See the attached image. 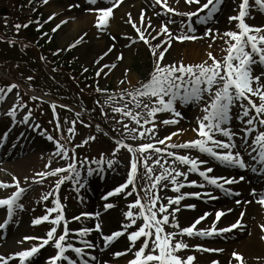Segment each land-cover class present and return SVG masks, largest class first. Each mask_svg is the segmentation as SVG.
<instances>
[{
    "label": "snow or ice",
    "instance_id": "1",
    "mask_svg": "<svg viewBox=\"0 0 264 264\" xmlns=\"http://www.w3.org/2000/svg\"><path fill=\"white\" fill-rule=\"evenodd\" d=\"M44 2L47 3L48 0H44ZM98 2L99 0H88V3L93 5V7L87 10L95 13V27L98 31L104 32L109 25L110 19L114 15L113 10L118 8L123 0H104L109 6L94 7ZM183 2L189 6L196 5L195 10L177 12L176 9L168 6L167 0H153L154 5L161 6L162 11L175 13L176 15L188 18L185 21H181V28L186 30L180 34L172 32L167 24L161 23L159 29L153 35L148 27L152 21L145 17L143 9L140 11L139 21L141 25H144L143 28L139 27L133 21L130 13L128 14L127 23L135 29L137 34L136 39L142 41L151 52L153 67L146 81L141 82L139 87L133 88L132 91L124 89L121 93V98L123 99L125 95L130 97L137 108H142L146 112V117H142L141 112L133 113L126 104L122 107H114L112 111L122 113L123 117H129L136 123L138 127L135 128H129L127 124L123 125L125 132L130 134L132 140H136L137 136L143 137L149 135L152 142L133 145L125 143L123 139L115 140V147L112 149V158L107 159L106 163L111 168L114 163H118L116 161V155L120 151L126 150L130 154L128 164L125 165L126 179L123 183L118 184L106 192L102 197L103 200L108 201L111 197H127L136 193L135 179L138 167L141 163L143 164L146 170L145 175L151 181L150 185L145 186L144 196L141 197L137 194L135 199L128 203V210L123 212L127 223H122L120 230L112 231L108 235L102 234L105 247L122 235L127 236L129 246L123 252L118 251L113 253L117 257L126 255L141 237L144 238L143 243L134 252L133 258L128 260L127 264H192L195 259L194 256L189 255L185 259L177 255L180 250L188 248L189 245L182 239L176 240V236L209 237L243 228L242 217L245 214L243 211L235 223L225 228H217V221L225 215V211L220 210L216 211L212 226L207 229H198L197 225L210 215L208 212H204L203 215L195 218L188 226H180L177 214L181 211V208L194 209L196 207L194 204L181 205V202L186 197L199 198L202 195L200 192H182V188L185 186L204 187L203 183L198 184L196 180H187L189 173H197L208 185L214 186L228 195H231L232 192L230 189L225 188V185L238 183L239 181H243L245 177L240 176L237 179L234 177L225 178L211 175L214 169L209 166L210 163L215 162L222 166L250 170L254 174L264 175V130H260L264 128V83L261 82L262 78H264V72H261L260 75H253L254 65L264 67V25L253 26L246 22V18L250 15L249 10L253 7L261 14H264V0H240L237 14L228 17L229 23L235 22L237 30H228L223 34L216 31L215 35H213V29L205 28L204 37H210L213 41L219 37L226 45L223 49L225 55L222 59L217 60L211 52H208L207 57L211 61L210 64L207 60L197 64H185L182 60L165 64L163 61L173 41H195L201 38L195 35L196 29L193 26L192 18H196L194 22L197 24L207 25L208 22L215 18L224 0H203V2L202 0H183ZM55 15L57 14L52 13L48 19H53ZM65 22L61 21L52 31L55 32ZM168 23H175V21L169 20ZM26 26L24 25V27ZM15 27L19 29L21 25L17 24ZM129 39L132 40V38ZM81 40L82 37L77 39L73 44H70L69 48L81 43ZM108 51H111V49ZM116 59L120 60L122 56H117ZM112 67H115V65H112ZM104 74L107 75V73ZM97 75H100V73L97 72ZM28 79L30 80L32 78L28 77ZM123 82L125 81H121V83ZM16 87L17 85L15 84L9 85L7 92L0 89V100H4L8 93L12 92ZM97 91L104 90L97 88ZM205 95L208 96V100L201 108L203 115L197 117L196 127L190 129L195 133V138L178 143L172 142L173 136H178L184 131L183 129H178L168 136L155 139L158 126L157 114H171L170 118L159 120L160 124H176L178 123L177 118L182 116L181 112L177 111L176 104H192L195 106L203 100ZM112 99L111 96L108 98L109 101ZM145 99L149 103H144ZM257 100L258 103L256 102ZM233 106H238L239 108V112L234 118L243 125L239 133L233 131L231 127V121L233 119L231 110ZM17 107L23 108L24 105L14 104L6 113L8 117L13 118V122H15L14 118L16 116V112L13 109ZM52 107L55 109V105ZM30 115L31 112L29 111L24 115L20 123H26ZM53 115L55 116V111ZM77 116H79V113ZM145 125L149 126L145 127ZM97 127L99 130V126ZM56 130L60 131L59 123L56 124ZM67 131L74 134V128L72 127L68 128ZM133 133L136 135H131ZM238 135L241 141L239 146L235 139ZM45 136L48 141L54 144V149L49 153V162L44 165L47 171L36 173L32 177L31 183H28V177H24L26 187L21 185V182L15 175L12 176L11 183L0 182V189L6 190L8 188H14V191L11 193L0 196V208L6 210V218L0 222V230L6 229L17 210H23L24 206L19 201L31 188L32 184L43 183L45 177L59 176V179L55 181L52 189L40 197L41 200H48L49 197H53V207L47 208L44 215L31 220L33 226L39 225L42 222H48L52 227L47 230L43 237L23 236L20 240H17V244H23L29 240H39L40 243L28 248H22L9 254L7 257L0 255V264H9L11 261H18V264H29L40 249L50 244L54 248L55 254L47 258L46 264H62V262H66V264H89V261L83 258L85 248H92L95 245L82 238L93 230H101V224L99 222L95 224L94 229L88 227L69 229V221L64 215V206L59 201V189L64 181L70 179L74 184L79 185L76 189L77 191H79V188L85 186L80 181L81 179L86 180L87 177H81L78 164L83 167L88 158L85 157L82 160H77L75 149L81 145H75L72 149H69L52 135L45 133ZM218 136L224 139H219L217 138ZM91 140H95V137L89 136L87 140L82 141V144ZM172 149L196 150L209 157V159L202 160L188 154H180L172 151ZM238 149H243V153L254 163L249 164L246 162L244 154ZM151 153L156 154V159H152L151 161L152 165H157L162 170L160 174L155 176L151 175L153 168L147 163L151 159ZM55 157L64 160L66 162L65 165L63 167L51 168L50 165L53 163ZM162 159L167 163V166H165V163H161ZM104 162V154L101 153L98 160L92 161L98 167L96 169L87 168V176L90 177L97 171L103 172L104 169L100 168L99 165ZM177 164L187 166V170L180 171L176 167ZM65 172L68 175H62ZM178 177H183L184 179L179 180ZM164 180L170 182L172 191L177 193V195L167 197V203H160L159 201H161L162 197H160L158 192L160 184ZM168 186V184H164V188ZM129 187L132 189L131 192L128 191ZM154 189L156 191H153ZM251 194L256 197V190L253 189ZM203 195L208 196L209 199H216V197L208 193H204ZM243 202L245 204L250 203V201ZM256 202L261 207H264V191L258 194ZM235 203L239 205L241 201L236 200ZM173 205L174 207H170ZM115 206L113 203L106 202L103 207L105 210H108ZM133 209L138 210L133 211ZM226 211L231 212L232 209L229 208ZM52 213H55V215L53 216ZM99 215V212H82L79 215L73 216L71 219L79 221L82 217H99ZM138 220L143 221L139 227L135 231H128ZM166 226L173 228L174 231H166ZM61 227L62 231L57 235V231ZM260 228L261 232L264 233V224L260 225ZM71 233L75 234V238L80 239V243L84 247L75 246L70 242ZM260 239L264 240V234L260 236ZM149 245H151V250L146 251L149 249ZM193 247L200 251H222V249L204 248L201 245H194ZM69 251L74 253L79 260L67 255ZM232 256L240 264H243L241 254L234 251ZM91 259L95 261V257ZM211 264H218V261L213 260Z\"/></svg>",
    "mask_w": 264,
    "mask_h": 264
},
{
    "label": "rangeland",
    "instance_id": "2",
    "mask_svg": "<svg viewBox=\"0 0 264 264\" xmlns=\"http://www.w3.org/2000/svg\"><path fill=\"white\" fill-rule=\"evenodd\" d=\"M51 1L52 0H48V2L45 3L44 0H27L25 3L26 7L22 9V13L34 12L38 9L41 10V14L44 13L42 19H34L33 22L35 25L45 29L46 36L43 38V41L47 47L51 48V50L49 52H42L40 54L39 50L33 47V44H35L32 41L34 40V37L27 35L20 24L24 21V19L19 17L22 13L20 11V15L18 14L19 6H17L15 0H0V8L4 6L7 9V13L5 15L0 14V35L18 38L20 42L16 44L15 42H2V46L0 48V65L4 67V71L0 69V89H3L7 92V87L9 85H17V87L14 88L12 92L8 93L4 100H0V114H2L1 119L6 120L8 118L6 113L10 108H12L14 104L24 105L23 108L17 107L13 109L15 112L22 113L21 115L26 114L29 111L31 112L29 118L32 120L33 124L37 125L38 134L42 133V136H35L36 134L34 135L31 133L30 129L29 135L26 133L23 134L20 131H14V134L17 136V139L21 138L23 143L29 146L33 144L35 146H43L44 141L48 143L44 150H41L43 151L42 153L44 157L41 160V165H43V167L45 164H48L49 153L54 149V144L48 141L46 136L44 137L45 133L52 135L66 148L72 149L75 145H81L75 149V152L77 160H82L85 157L88 158V160L85 161L83 167L78 164V170L81 172V177H87L86 180L81 179L80 181V183L85 184V186L83 188H79V191H77L76 189L79 187V185L74 184L71 179L66 180L61 184L58 193L59 201L64 206V213L67 216L72 217L77 213H96L101 211L102 208H104V202L92 207V201L95 193L98 192V196H102L113 186L123 183V181L126 179L125 165L128 164L130 158V154L126 150H122L116 155V161H118V163H114L111 168H109L106 163L107 159L112 158V149L115 147V140L123 139L125 143L133 145L152 142L149 135H145L143 137L137 136L136 140H132L130 138V134L125 132L123 125L127 124L129 128H135L138 127L136 123L129 117H123L122 113L112 111L114 107H122L126 104L133 113L141 112L142 117H146V112H144L142 108H137L130 97L125 95L123 99L121 98V93L124 89L132 91L133 88L139 87L141 82L146 81L149 78L153 67V57L151 52L142 41L136 39L137 34L135 29H133L131 25L127 23L128 14L130 13L133 21H135L139 27L143 28L144 25L139 23L140 11L143 9L145 17L152 21L151 25L148 27L149 31L153 35L155 34V31L159 29L161 23L167 24L172 32L180 34L182 31L186 30L181 28V21H185L188 18L176 15L175 13L162 11L161 6L154 5L153 0H125L124 5L118 6V8L113 10L114 15L110 19L106 31L101 32L98 31L94 24L96 19L95 13L87 10L93 7V5L88 3V0H56V2L53 3H51ZM167 3L169 7L176 9L177 12L194 11L196 8V5H186L183 0H167ZM239 3L240 0H224L219 12L215 15V18L208 22L207 25L197 24L194 22L196 18H192L193 26L196 29L195 35L201 37L195 41H201V43L198 45H186L184 43H192L195 41H177V43L180 45L176 47L175 41H173L170 50L166 53L163 63L170 64L173 61L182 60L185 64H197L207 60L210 64L211 61L208 60L207 57L208 52H211L217 60L222 59V57L225 55L223 49L226 47L223 40L217 37V39L213 41L210 37H204L203 34L206 27L214 30L213 35H215L216 31L223 34L228 30H237L235 27V22L229 23L228 17L237 14ZM51 5L54 7H59L60 9L64 10V12H58V14L53 17V19L49 20L48 17L52 15L53 12L47 8ZM70 5H72V7H70ZM107 6L109 5L105 3L104 0H99V2L94 7L100 8ZM249 11L250 15L246 18V22L249 25L262 26L264 24V14H261L254 7ZM169 20H173L175 23H168ZM61 21L66 22L61 24L60 27L55 32H53L52 29L55 28L57 24H60ZM75 21L82 22V28L77 30L65 42H61L59 38L60 32L70 28L72 23ZM114 22L119 23L118 29H114ZM17 24L21 25L19 29L15 27ZM81 37V43L69 48L70 44H73ZM103 38L110 40V43L105 42L99 52L95 56L93 55L94 57L91 60L86 58L82 59L79 57L78 52L80 48H86L91 44L93 45L94 41L102 40ZM129 38H132V40ZM112 42L113 44H111ZM23 44H26V49H20ZM31 44L32 46H30ZM175 48H180V50L177 52V55L171 53V50ZM190 48L195 49V53L193 51L191 59L185 57V50ZM109 49H111V51H108ZM60 50L62 51L60 52ZM65 50L72 51L73 58L71 60V68L73 69L72 71L75 76L72 74V72H67L64 69H58L51 65L50 60L55 59V56L58 52L62 54ZM105 53H107V55H105ZM40 55L43 58H41ZM117 56H122V59L117 60ZM3 60L4 62L1 64ZM112 65H115V67H112ZM257 66L258 68L253 70V75H260L261 72H264V69L261 66ZM10 69H16V71L13 72ZM18 69L19 74H17ZM109 69L111 70L109 71ZM7 70L10 72L8 73ZM97 72H99L100 75H97ZM7 73L10 75V77H8ZM89 73L95 76L93 89L95 87L96 90L94 93H86V91H83L81 89L82 85L79 82L80 80L77 78L79 75L84 76ZM104 73H107V75ZM16 77L22 78L24 80H29L28 77H31L32 79L29 80L30 82L25 81L29 88H26L24 84L17 82V80H15ZM262 80H264V78H262ZM121 81L125 82L121 83ZM87 87L88 86L86 85L85 88ZM97 88L103 89L104 91H97ZM33 91L65 102L66 104H69V106L64 108L55 105V109L50 112V109L47 106L41 104L36 105L35 101H32L28 98L29 96H27V93ZM110 96L113 98L111 101L108 100ZM207 100L208 96L205 95L203 100L195 106L192 104L180 105L177 103V111L181 112L182 116L177 118L178 123L176 124H160L159 120L170 118L171 114H157L158 126L156 129L155 139L168 136L170 133L176 132L181 128H186L189 130V132H192L190 129L196 127V119L198 116L203 115L201 108L203 107L204 103L207 102ZM256 102L258 103V100ZM144 103H149V101L145 99ZM54 111L55 116L53 115ZM238 112V106H233L231 110V114L233 116L231 127L233 128V131H236L237 133L240 132L237 126L240 128L243 127V125L234 118ZM78 113L79 116H77ZM81 121H83V123H81ZM57 123L60 125V131L56 130ZM7 125L8 122L5 123L6 127ZM97 126H99V130ZM148 126L149 125H145V127ZM70 127L74 128V134L67 131V129ZM260 130L263 129L261 128ZM22 134L23 136L20 137ZM193 134L195 135V133ZM131 135L136 134L133 133ZM194 135L191 139L195 138ZM89 136H94L95 140H91L82 144V141L87 140ZM69 137H71V139H69ZM237 138H239V135L235 138L236 142ZM186 140L190 139H185V141ZM172 142L178 143L183 141H178L177 136H173ZM0 149H2V155H8L9 149H4L3 143L1 142ZM41 151L37 150L38 153ZM172 151L178 152L180 154H188L193 157H196V155L200 154L196 150L172 149ZM101 153L104 154L105 158V162L99 165L100 168L104 169L103 172L97 171L92 176L88 177L87 168L90 167L96 169L98 167L95 163H92V161L98 160ZM152 159H156L155 153H151V159L147 161V163L153 168L151 175L155 176L160 174L162 170L159 166L152 165ZM65 163L66 162L64 160H61L59 157H55L50 167H63ZM161 163H165V166H167V163L163 159L161 160ZM176 167H178L180 171L187 170V166L184 165L177 164ZM12 170H16V168H12ZM42 170L47 171L45 168ZM145 172L146 170L141 163L138 167V172L135 179L137 188L136 193H133L127 197L116 196L113 197L114 199L112 201H106L116 205L112 209H115L116 213L118 214L115 220L112 218L108 221L111 223L113 227L112 229H107L106 222L101 219V215L99 217H82L71 229H79L82 227L94 229L95 224L99 222L101 224L100 231L93 230L87 236L82 238L88 241L92 235L100 240L103 238L102 234L108 235L115 229L120 230L121 224L127 223V220L123 216V212L128 210V203L132 202L137 194L143 197L145 186L150 185L151 183L150 179L145 175ZM14 174L15 173L13 172L11 175ZM62 175H68V173H62ZM190 178L191 177L187 176V180ZM57 179H59V176L45 177L43 183L32 184L31 188L22 196L19 202L23 204V210H17L9 224L12 226L11 229L15 232L17 240H20L23 236H45V231H47V228H45L44 231V227L42 225L33 226L31 224V220L35 217L44 215L47 208L53 207V197H49L48 200H41L40 197L43 194H47L52 189ZM183 179L184 178L182 177V180ZM7 180L9 179L7 178ZM164 182L169 186L165 188L167 196L164 200L161 199V201H159L160 203H167V197L174 196L172 194L174 192H171L172 188L170 182L168 180H164ZM128 191H132L131 187H129ZM153 191L156 190L154 189ZM181 191L187 192L185 187ZM9 192H12V190L1 193L0 196H5L9 194ZM197 192H206V189L199 187ZM158 194L160 195V188ZM186 203L189 204L187 201L184 202V204ZM137 210L138 209H133V211ZM191 216L183 224V227L190 224L189 222L192 220ZM5 217L6 211L0 209V221H3ZM236 218V215L231 216L226 220L225 224H230L232 221H235ZM142 222V220H138L135 225L128 229V231H135ZM48 226L52 225L47 222V227ZM167 227L168 226L165 227V230H167ZM59 231L60 228L58 229L57 234ZM259 232H261L260 228ZM122 237L125 238L124 245L119 249L111 250V254H109V256L105 255L104 249L106 248H100L98 243L95 245V249L104 256L105 260H108L106 262L111 261V264H126L128 260L133 258L134 252L140 247L144 240V238L141 237L132 247L130 252H128L126 255L117 257L114 256L113 253L118 251L123 252L129 246L127 236L122 235ZM8 239L9 237L6 236H4L3 239H0V255L5 257L16 250L18 251L22 248H28L32 246L29 243L24 242L23 244H16L15 247H9L6 241ZM181 239L184 240L183 237L177 238V240ZM36 242H39V240ZM70 242H72L75 246L81 244L80 239L75 238L74 233L70 234ZM49 246L51 254L54 251V248H51V244ZM14 248H16V250ZM149 250H151V245H149V249L146 251ZM67 255L73 259L79 260V258H77L72 253ZM85 255L89 257L91 254L86 251ZM177 255L186 259V257L190 254L180 250ZM105 260L100 258L99 263L102 264V262Z\"/></svg>",
    "mask_w": 264,
    "mask_h": 264
},
{
    "label": "bare ground",
    "instance_id": "3",
    "mask_svg": "<svg viewBox=\"0 0 264 264\" xmlns=\"http://www.w3.org/2000/svg\"><path fill=\"white\" fill-rule=\"evenodd\" d=\"M56 2V0H52L51 3ZM125 3L122 2V5ZM121 6V5H120ZM48 10H51L52 12L56 11L59 12V7H54L51 5L47 8ZM116 19V18H115ZM114 19V21H115ZM82 22H73L72 26L70 28L65 29L64 31H61L59 34V38L61 42H65L67 39H69L77 30L82 28ZM119 28V23L114 22V29ZM110 43V40L103 38L102 40L94 41L93 45L87 46L86 48L82 47L79 49V57L80 58H86V59H92L102 48L104 43ZM201 41H195L192 43H184L186 45H198ZM113 44V42L111 43ZM180 44L175 41V46L178 47ZM90 49V50H89ZM180 50V48H175L171 50V53L174 55H177V52ZM182 51V50H181ZM193 51L195 53V49L190 48L185 50V57L191 59L193 55ZM199 53V52H198ZM94 55V56H93ZM89 60V61H90ZM258 68L257 65L253 66V70H256ZM264 83V80L261 81ZM4 121L0 124V141H3V148L9 149L10 152L8 155L4 156L1 153L0 150V181L1 182H12V176L13 172L14 175L18 178V180L21 182L22 186H27L24 177H28L29 181L28 183H31L32 177L35 176L36 173H39L43 171L44 168L42 164L43 157V151L46 145L48 144L46 141H44L43 146L38 145H26L23 143V140L17 139V136H15L13 129L5 131V125ZM237 128L240 130V127L237 126ZM183 129V133L177 136L178 141H185V139H191L193 137V133L189 132L186 128ZM195 136V135H194ZM237 145L239 146L241 141L240 138H237ZM250 143V140H249ZM37 150H40L41 152L38 153ZM243 153V149H238ZM39 154V155H38ZM42 155V156H41ZM196 157L202 160L209 159L208 157L202 156L198 154ZM244 158L246 162L249 164L254 163L250 160V158L244 154ZM15 166V167H14ZM209 166L213 167L214 171L211 173V175L214 176H222L225 178L228 177H234L239 178L240 176H244L245 180L251 183V185H247L248 182L239 181L238 183L231 184V185H225V188H228L231 190L232 194L228 195L224 191H221L219 189L214 188L213 186H205L208 187L211 191V195L216 197V199H209L207 197H202L200 199L199 203H195L196 206L193 210L189 211L187 208H181V211L177 214V219L179 221V224L181 227H183V224L190 218V216H195V218L203 215L204 212L210 213L208 217L205 218L204 221H202L198 229H207L212 226V221L215 219V213L216 211H225V215L222 216V218L217 221L216 227L217 228H225L230 226L232 223H235V221L240 218V213L243 211L245 214L242 217V229H234L229 233L219 234V235H212L209 237H186L184 236H176L175 239L183 237L184 242L189 245L188 248L182 249V251L188 252L190 255L194 256L195 259L192 262V264H211V261L216 260L218 261V264H240L233 256L232 253L235 251L243 257V264H264V240L260 239V236L262 235V232H259L260 225L264 224V207H261L260 204L256 202V199L258 198V194L261 191H264V179L260 178H250L248 175V171L245 172V170L240 169H234L226 166L219 165L218 163L212 162L209 164ZM203 167V166H201ZM12 168H16V170H12ZM13 171V172H12ZM193 176L195 173H189ZM189 176V175H188ZM7 178L9 180H7ZM179 180H182V177H178ZM193 178H191L192 180ZM202 178L199 177V175L196 173L194 176V180L197 181L198 184L203 183L201 180ZM163 182V183H162ZM162 185L160 186V195L162 197V200L165 199L167 196V193L164 188V184H166L164 181H162ZM255 189L257 196L254 197L251 192ZM14 191V188H8V189H0V194L5 193L6 191ZM219 190V191H218ZM190 192H195L194 187L193 189H189ZM97 192V191H96ZM217 192V193H216ZM216 193V194H215ZM239 193V195H237ZM215 194V195H214ZM200 198V197H199ZM102 196H98V192L95 193L93 197V205L92 207L101 204ZM114 198L108 199L113 200ZM236 200H240L241 203L237 205L235 203ZM243 201H250V203L245 204ZM181 205L183 204V201L181 202ZM214 207V208H213ZM213 208V209H212ZM231 208V212H227L226 210ZM236 215L237 218L235 221H232L230 224L226 225L225 222L228 218L231 216ZM118 216L115 209H109L108 211L103 210L101 213V219L106 222L107 229L113 228L111 223L108 221L110 219H114ZM194 218V219H195ZM116 230V229H115ZM114 230V231H115ZM1 231V230H0ZM7 232V235L9 237L7 241V245L10 247L16 246L17 236L15 232L11 228H7L5 230ZM166 231H174L173 228L167 227ZM261 231V228H260ZM264 234V233H263ZM105 235V234H104ZM1 239V238H0ZM89 241L96 245L98 243V246L100 248L105 247L103 238L98 240L94 235L91 236ZM125 243L124 237H119L115 241L111 242L106 249H104L105 255L109 256L111 254V250L119 249L121 246H123ZM82 245V244H80ZM194 245H201L204 248L209 249H222L220 252L216 251H200L197 250V248L193 247ZM96 247L92 248L91 251V257L89 258V264H100L99 259H104V256L98 252ZM50 249V247L45 246L36 254L34 258L29 262V264H46V256L47 252ZM2 251V250H1ZM95 257V261H93L91 258ZM108 260H105L106 262ZM104 262H102L104 264ZM128 262V261H127ZM126 262V264H127ZM9 264H18V261H11Z\"/></svg>",
    "mask_w": 264,
    "mask_h": 264
},
{
    "label": "trees",
    "instance_id": "4",
    "mask_svg": "<svg viewBox=\"0 0 264 264\" xmlns=\"http://www.w3.org/2000/svg\"><path fill=\"white\" fill-rule=\"evenodd\" d=\"M27 31L31 34V35H34V34H36V32L37 31H35L34 29H32L30 26H27ZM39 45L41 46V47H43L44 48V43H39ZM68 59H69V54H67L66 55V57H65V63L64 64H60V63H56V65L58 66V67H64L65 69H70L69 68V65H68Z\"/></svg>",
    "mask_w": 264,
    "mask_h": 264
},
{
    "label": "water",
    "instance_id": "5",
    "mask_svg": "<svg viewBox=\"0 0 264 264\" xmlns=\"http://www.w3.org/2000/svg\"><path fill=\"white\" fill-rule=\"evenodd\" d=\"M5 10L3 9V10H1V12H4Z\"/></svg>",
    "mask_w": 264,
    "mask_h": 264
}]
</instances>
